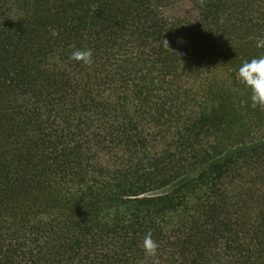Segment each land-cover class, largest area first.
Listing matches in <instances>:
<instances>
[{
  "label": "trees",
  "instance_id": "obj_1",
  "mask_svg": "<svg viewBox=\"0 0 264 264\" xmlns=\"http://www.w3.org/2000/svg\"><path fill=\"white\" fill-rule=\"evenodd\" d=\"M258 39L264 0H0V264H264Z\"/></svg>",
  "mask_w": 264,
  "mask_h": 264
},
{
  "label": "clouds",
  "instance_id": "obj_2",
  "mask_svg": "<svg viewBox=\"0 0 264 264\" xmlns=\"http://www.w3.org/2000/svg\"><path fill=\"white\" fill-rule=\"evenodd\" d=\"M203 0H201V6ZM223 22V21H221ZM50 34L53 37L59 35V33L52 29ZM257 48H264V39H258L256 42ZM70 59L80 63L82 66L90 67L94 63L93 52L91 49H78L73 46ZM237 76L239 82L244 85L246 89L250 91L251 107L253 109L259 107L264 109V55L254 57L249 61H245L237 69ZM159 245L153 240L151 234H147L143 241V250L147 257L154 259L158 255Z\"/></svg>",
  "mask_w": 264,
  "mask_h": 264
}]
</instances>
